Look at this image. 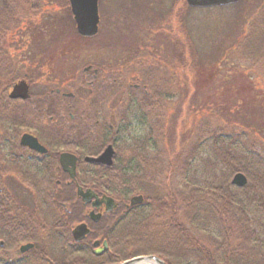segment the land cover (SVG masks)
Instances as JSON below:
<instances>
[{"label": "rangeland", "instance_id": "374dc122", "mask_svg": "<svg viewBox=\"0 0 264 264\" xmlns=\"http://www.w3.org/2000/svg\"><path fill=\"white\" fill-rule=\"evenodd\" d=\"M256 1L239 0L206 9L188 8L186 0H99L98 32L83 37L76 30L69 0H53L50 10L36 17L35 25L23 21L8 34L10 70L0 72V87L11 86L33 72L34 80H26L35 102L2 108L0 88V128H9V135L32 131L39 106L47 105L44 94H55L56 88L69 91L100 84L105 105L108 88L128 87L139 77L141 89L156 95L158 102L149 106L148 118L142 119L147 125L141 126V132L135 121L130 131L120 132L118 165L121 158L132 155L127 147L130 149L134 139L152 131L163 166L154 178L156 191L178 194L185 183L205 185L228 170L219 158L217 162L212 149L216 130L218 142L231 144L235 156L264 166V112L252 113L244 107L251 97L264 92V74L251 60L231 53L240 36L236 18L253 11L246 10ZM190 38L198 54L195 69L178 65L181 60L186 65L190 61ZM89 65L88 73L85 67ZM93 68L99 69V75L95 85H88ZM115 70L121 73L113 80ZM9 73L14 80L8 79ZM112 83L115 85L110 86ZM42 113L49 121V115ZM38 131L36 127L33 133ZM181 210L178 221L187 224L189 219H182Z\"/></svg>", "mask_w": 264, "mask_h": 264}, {"label": "flooded vegetation", "instance_id": "af4514ba", "mask_svg": "<svg viewBox=\"0 0 264 264\" xmlns=\"http://www.w3.org/2000/svg\"><path fill=\"white\" fill-rule=\"evenodd\" d=\"M91 69L89 65L85 72ZM91 74L88 85H95L99 69L93 68ZM138 80L139 77L125 88H108L105 105L100 84L69 91L56 88L60 97L53 104L39 106L32 131L9 135V128H0V202L7 204V216L12 217L0 219V264H117L126 259L120 261L114 245L118 243L121 255H126L127 247L136 245L129 235L139 229L144 218L155 219L152 234L155 248L171 252L175 226L173 193L157 192L154 181L136 178L130 183H116L100 178L109 171L114 174L127 171L126 167L136 175H157L162 171L158 143L153 132L147 130L139 139L136 137L135 150L133 144L130 149L127 147L132 153L127 161L121 158L122 162L117 163L120 132L130 130L133 121L140 132L141 126L147 125L142 119L148 118L150 105L141 101V93L139 97L131 94L145 91L151 107L158 102L156 95L141 89ZM15 82L2 91L6 95L1 101L2 108L28 105L27 99L10 98ZM42 111H52L49 121L40 115ZM11 117L14 118V113ZM36 127L39 131L33 133ZM24 133L32 134L46 151L22 145ZM109 145L113 150L112 164L87 159L99 156ZM64 152L74 156L73 176L62 167L60 159ZM143 157L150 161H144ZM131 184L136 189L127 194ZM80 190L89 191L91 199L85 202ZM137 195H142V200L132 204ZM14 202L21 212L14 211ZM79 224H85L89 231L76 240L73 230Z\"/></svg>", "mask_w": 264, "mask_h": 264}, {"label": "trees", "instance_id": "16d2710c", "mask_svg": "<svg viewBox=\"0 0 264 264\" xmlns=\"http://www.w3.org/2000/svg\"><path fill=\"white\" fill-rule=\"evenodd\" d=\"M52 2L53 0H0V72H9L10 70L8 65H10L11 60L8 59L10 54L6 45L8 34L14 32L23 21L35 25L36 17L48 12L50 10L49 5ZM254 5H258V8ZM67 9H69L68 3ZM250 9H253V11ZM246 11L249 12L245 17L241 18L238 15V19L236 18L237 28L240 22V36L235 42V50H231V53L237 54V58L241 60H251L250 63L264 74V0H257L251 7H247ZM189 54L190 61L188 64H184L180 59L178 65L186 67L189 65L190 69H195L198 54L192 38H190ZM183 66L182 68H184ZM118 71H114L117 73L112 76L113 79H117L115 76L120 74ZM102 74L103 79H105V72L103 71ZM9 76L12 81L13 78L10 73L8 79ZM34 78L33 72L30 73L29 71L24 79L31 82ZM261 79L264 84V76ZM114 85L112 83L110 86ZM8 87L10 86L6 84L0 88L6 91ZM144 94L139 97L134 91L131 95L141 98L144 104L151 106V101L146 100L148 96ZM44 95L47 104H53L59 94L48 92ZM5 96L3 95V97ZM51 96L52 99L49 100ZM29 98L25 102L29 103L31 101L33 104L35 102L33 100L34 96L31 97L30 94ZM36 103L38 102L36 101ZM244 107L252 113L253 110L258 111V109L264 112V92L251 97L249 101L244 103ZM145 109L147 108L145 107ZM46 114L50 115L52 111H46ZM203 130H207V125L204 126ZM220 130L222 128L218 129V132ZM126 131L130 130L126 129ZM218 136L216 130H214V141L211 143L212 149L216 152L217 162L219 158L228 170L222 172L219 177L217 175L216 181L205 183V185L188 182L180 188L182 193H173L175 226L171 252L167 254L166 250L162 251L155 248L152 241L155 219L146 216L149 219L144 218L145 221L139 225L140 227L138 226L139 229L131 231L129 237H133L132 240L136 245L128 246L126 255H121V248L118 243L114 245L113 248L119 255L120 261L137 255L156 254L168 264H264V166H255L244 162L241 156H235L231 144L227 145L222 140L218 142ZM133 146L135 150V139ZM143 159L144 161L147 160L146 157H143ZM133 163H135V160H133ZM126 168L127 171L123 169L122 173L119 174L109 171L100 178L116 183L120 181L130 183L137 178L151 183L156 177L155 173L136 175L132 172L131 174L128 172L130 171L129 168ZM170 168H172L171 165ZM237 172L246 175L247 183L244 186L238 187L231 183L233 175ZM130 186L131 189L127 190V194L136 189L135 185L131 184ZM177 190L178 188H174V191ZM147 191L150 192V190H146V193ZM13 205L15 212H21L17 202H14ZM180 208L181 211L184 210L182 219H189L187 224L183 220L178 221L177 213H179ZM7 214V204L4 201L0 202V219H11L12 217L9 218ZM144 223H147L148 226L145 227Z\"/></svg>", "mask_w": 264, "mask_h": 264}, {"label": "water", "instance_id": "95a60500", "mask_svg": "<svg viewBox=\"0 0 264 264\" xmlns=\"http://www.w3.org/2000/svg\"><path fill=\"white\" fill-rule=\"evenodd\" d=\"M239 0H186L187 5L190 7L208 8L214 6H225L237 3ZM99 0H69L70 10L75 21L76 30L79 35L83 37H92L98 32L99 24ZM10 98H22L27 99L30 97V86L25 79H21L14 83L12 90L9 93ZM21 144L28 145L40 151H46L38 140L29 133H24L21 137ZM112 147L109 145L105 150L97 157L87 158L88 160L106 164H112ZM61 164L64 170L70 172L71 176L74 175V156H70L69 153L64 152L61 155ZM72 164V168L69 165ZM231 183L238 187L244 186L247 183V177L242 172H237L233 175ZM85 202L89 201L92 197L89 191H79ZM112 201L111 198L108 197ZM142 200V195L134 196L131 203H138ZM88 228L85 224H79L73 230L74 238L76 240L82 239L85 234L88 233ZM30 245H27V247ZM25 247V248H27ZM117 264H168L164 259L157 255H137L128 258Z\"/></svg>", "mask_w": 264, "mask_h": 264}]
</instances>
